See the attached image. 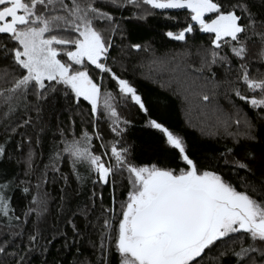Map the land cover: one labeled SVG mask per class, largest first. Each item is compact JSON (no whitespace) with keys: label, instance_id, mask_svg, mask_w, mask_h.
Returning <instances> with one entry per match:
<instances>
[{"label":"snow or ice","instance_id":"obj_1","mask_svg":"<svg viewBox=\"0 0 264 264\" xmlns=\"http://www.w3.org/2000/svg\"><path fill=\"white\" fill-rule=\"evenodd\" d=\"M260 4L264 7V0ZM128 5L138 10V20L184 10L188 23L164 33L171 40L186 42L187 34L197 29L210 34V46L198 53L200 66L194 69L207 72L209 80L216 76L214 67L231 72L238 65L235 77L223 82L229 104L217 106L215 130L209 133L232 141L217 159L224 160L237 176L240 171L246 173L238 177V184L218 167L202 166L185 137L154 118L138 88L109 63L113 37L120 34L123 39L124 30L106 9L119 11ZM255 9V0H0V63L11 68L0 73V134L5 139L19 135L22 143L31 144L26 136L35 125L31 113L38 118L43 104L57 93L71 96L77 106L87 102L93 117L92 134L84 130L69 136L61 130L60 142L35 185L36 195L28 186L21 188L30 180L0 181V264H25L42 238L39 221L49 212L51 199L42 189L49 183V170L67 186L69 175L61 171L64 161L78 182L113 189L110 205L97 218L99 242L93 245L97 264H205L209 253L215 254L213 264H264V73L253 75L249 68L251 44L259 41L264 56V14ZM129 48L150 50L140 43ZM181 55L191 56V52ZM199 95L211 103L207 92ZM242 107L254 115L242 112ZM133 109L160 134V144L179 161L177 167L137 160L134 146L125 139L131 121L122 114ZM101 117L108 124L111 141L105 142L96 127ZM94 140L100 141L99 153ZM3 158L12 159L0 144ZM257 170L261 179L249 180L248 175L254 176ZM117 176L123 189L119 203ZM15 190L30 197L20 214L12 205ZM99 199L103 201L102 193ZM32 216L37 222L22 246L17 241L22 240L24 225ZM68 223L80 235L76 224Z\"/></svg>","mask_w":264,"mask_h":264},{"label":"trees","instance_id":"obj_2","mask_svg":"<svg viewBox=\"0 0 264 264\" xmlns=\"http://www.w3.org/2000/svg\"><path fill=\"white\" fill-rule=\"evenodd\" d=\"M255 3V11L264 14L260 0H255ZM106 10L113 12L124 30L123 39L120 34L113 37L114 47L110 50L109 63L113 65L114 70L138 88L148 102L154 118L161 119L167 126L185 137L195 154L194 158L202 166L218 167L227 178L238 184V177H244L246 173L240 171L237 176L233 169L225 166L224 160L217 159L224 151L225 145L232 146V141L223 136L209 134L215 130L213 126L217 123V106L227 108L229 104L223 94L227 88L223 82L235 77L238 65L234 64L231 72H227L222 66L214 67L216 76L212 80H209L207 72L200 74L194 71L200 66L198 53L202 54L203 50L210 46V34L197 29L187 34L186 42L171 40L164 34L169 30L178 31L188 23L184 10H169L164 15L157 14L148 20L136 19L139 13L132 5L119 11ZM166 15H171L175 19L165 20ZM133 43H140L145 48L150 46V50L137 52L129 48ZM187 52H191V56L181 55ZM261 52L262 46L259 41L250 45L249 68L253 75L264 73V56ZM174 55L176 59H173ZM161 60L164 61L163 65L159 63ZM6 68L11 71L7 63H0V73ZM125 68L127 70L123 71ZM105 82L108 83L107 80ZM217 83L222 85L220 89L216 88ZM201 92H207L212 97L211 103L202 101L199 95ZM42 109L38 118L35 112L31 113L35 125L29 127L26 132V136L32 139L31 144L22 143V137L19 135L5 139L0 134V144L6 147L12 157L0 159V181L6 178L15 179L17 183L30 180L29 184L21 185V188L28 186L31 195H36L35 185L40 181L45 165L50 163L54 145L60 142L61 130L69 136L73 133L79 136L84 130L93 133V117L87 102L82 101L77 106L71 96L66 98L63 93H57L43 104ZM242 112L249 116L254 115L246 107H242ZM122 114L131 121L125 139L134 146L138 161L177 167L179 161L160 144V134L146 126L141 113L133 109L122 110ZM96 127L105 137V142L113 139L103 117L96 122ZM233 130H236L235 126ZM99 144V140H94L98 153L101 151ZM29 163L32 165L31 169ZM61 171L69 175L67 186L58 174L50 170L48 172L49 183L42 190H46L51 197L49 212L39 221L42 238L26 257L25 264H97L98 253L93 247L99 242L100 227L97 218L101 217L103 208L111 203L112 186L94 187L87 181L78 182L70 174L67 161L61 164ZM81 173L86 175L83 169ZM248 178L253 181L261 179L258 170L254 176L249 174ZM116 180L115 196L119 203L123 199L121 177L117 176ZM61 189H64V192ZM93 191L97 193L95 197L92 195ZM100 193L103 194V201L99 199ZM29 199L30 197L21 191H14L12 205L17 214L26 210ZM69 220L76 224L80 235L74 233L71 224L68 223ZM36 222L35 216L29 218V222L24 225L26 229L24 236L22 240L17 241L18 244L22 246L27 244L28 234L33 231V224ZM214 255L209 253L205 257V264H213Z\"/></svg>","mask_w":264,"mask_h":264},{"label":"rangeland","instance_id":"obj_3","mask_svg":"<svg viewBox=\"0 0 264 264\" xmlns=\"http://www.w3.org/2000/svg\"><path fill=\"white\" fill-rule=\"evenodd\" d=\"M264 59V58H263ZM153 71H157V70H153ZM84 171V170H83ZM86 173V172H85ZM86 175H87V173H86Z\"/></svg>","mask_w":264,"mask_h":264}]
</instances>
